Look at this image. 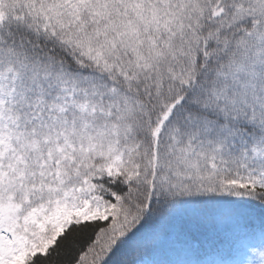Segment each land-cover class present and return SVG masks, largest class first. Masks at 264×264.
Masks as SVG:
<instances>
[{"label": "snow or ice", "instance_id": "snow-or-ice-1", "mask_svg": "<svg viewBox=\"0 0 264 264\" xmlns=\"http://www.w3.org/2000/svg\"><path fill=\"white\" fill-rule=\"evenodd\" d=\"M0 264H264V0H0Z\"/></svg>", "mask_w": 264, "mask_h": 264}]
</instances>
